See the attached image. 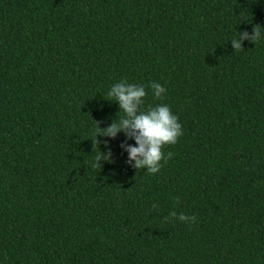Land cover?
Segmentation results:
<instances>
[{
    "label": "trees",
    "instance_id": "trees-1",
    "mask_svg": "<svg viewBox=\"0 0 264 264\" xmlns=\"http://www.w3.org/2000/svg\"><path fill=\"white\" fill-rule=\"evenodd\" d=\"M122 79L182 126L155 174L91 167ZM0 264H264V0H0Z\"/></svg>",
    "mask_w": 264,
    "mask_h": 264
},
{
    "label": "clouds",
    "instance_id": "clouds-1",
    "mask_svg": "<svg viewBox=\"0 0 264 264\" xmlns=\"http://www.w3.org/2000/svg\"><path fill=\"white\" fill-rule=\"evenodd\" d=\"M261 32L260 25H253L251 35L247 31L239 32L238 38L231 40L233 50H243L241 47L243 40L252 43L257 42L261 38ZM150 87L157 99L161 98L166 91L163 86L156 82L151 83ZM146 95L144 86L129 84L126 79H122L119 83H114L111 86L107 96L111 101L118 103L119 111H122L124 115L118 121H112L105 128H101L99 122H95L98 127L91 141L92 149H96V155L91 167L100 169L102 167L101 161L113 162L112 152L107 146V141H103L106 152L101 153L99 145L102 141L98 140L97 136L115 138L117 133L121 132L126 140L120 144V148L128 154L126 163L131 164L136 170L146 169L148 174H155L162 167L161 161L167 162L172 157L171 152L165 156L162 149L165 145L177 143L178 138L183 135L182 126L178 122V117L172 113L166 104L149 105L146 109L143 108ZM127 139L134 140L135 146L127 144ZM155 207L154 204L153 208ZM172 218L181 222H191L195 219L183 213L177 216V213L173 211L169 213L168 217H165V220Z\"/></svg>",
    "mask_w": 264,
    "mask_h": 264
}]
</instances>
